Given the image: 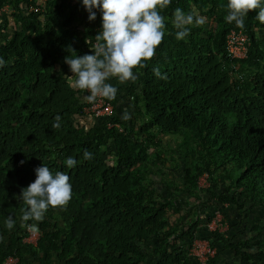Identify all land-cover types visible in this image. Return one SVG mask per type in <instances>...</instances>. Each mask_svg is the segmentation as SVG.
Segmentation results:
<instances>
[{
  "label": "trees",
  "instance_id": "trees-1",
  "mask_svg": "<svg viewBox=\"0 0 264 264\" xmlns=\"http://www.w3.org/2000/svg\"><path fill=\"white\" fill-rule=\"evenodd\" d=\"M33 1L0 0V32L7 23L3 6L17 25L0 41V58L6 62L0 67V264L7 255L15 256L17 264H53V259L56 264H140L145 256L141 244L152 237L158 241L149 264H195L187 249L166 241L170 192L159 194L145 183L151 155L137 135L148 136L151 128L191 136L192 143L181 150L182 191L196 187L202 168L209 174L217 170L226 190L240 188L236 197L222 194V199L247 200L264 210V38L254 35L255 29L264 34L259 9L249 12L239 28L226 21L228 0H172L161 13L165 35L154 58L143 69H133L140 74L138 89L129 90L132 101L141 103L145 120L131 132L114 112L87 128L74 122L82 116V91L55 72L65 58L92 53L94 45L86 41H96L100 11L94 9L96 18L89 21L79 0L80 15L86 18L79 31L69 28L74 5L47 0L43 9L33 6L22 13L19 5ZM176 8L186 14L194 10L215 26L206 34L201 26H189L190 34L177 40L172 22ZM39 16L43 22L36 25ZM230 28L248 37L243 58L226 54L224 36ZM157 66L166 80L154 75ZM57 115L60 126L54 128ZM108 143L111 164L104 160ZM84 150L94 158L85 160ZM69 156L78 161L71 169L65 164ZM154 157L162 161L156 151ZM43 164L53 174L69 175L72 198L66 208L48 209L35 227L39 235L32 245L21 242L26 227L20 217L27 205L19 194ZM10 215L16 220L11 231L5 225ZM196 223L189 222L179 235L190 240ZM263 241L229 246L239 264H257L264 261Z\"/></svg>",
  "mask_w": 264,
  "mask_h": 264
},
{
  "label": "clouds",
  "instance_id": "clouds-1",
  "mask_svg": "<svg viewBox=\"0 0 264 264\" xmlns=\"http://www.w3.org/2000/svg\"><path fill=\"white\" fill-rule=\"evenodd\" d=\"M88 12V20L96 18L94 9L101 13V30L95 36L96 43L91 54L76 55L65 58L73 75L70 76L69 86L81 90L87 95L84 99L93 103L98 97L114 100L118 89L111 83L116 78L119 83L135 82L139 73L133 69H143L146 62L154 58L156 49L163 42L165 35V17L162 10L167 9L172 0H81ZM228 15L226 21L239 28L244 27V18L249 12L259 9L258 19L264 23V7L261 0H228ZM173 25L177 29L176 39L183 40L190 34L192 25L203 26L206 23L204 16L185 13L181 8L174 10ZM92 43L91 41H86ZM75 51V50H74ZM6 62L0 58V67ZM153 73L159 79H167L160 68L154 67ZM53 124L59 128L61 117L57 115ZM122 119L129 120L131 115L127 109ZM83 158L92 160L93 153L84 150ZM23 163V161H21ZM77 159L69 156L65 164L71 169L77 166ZM36 178L26 188H22L20 198L27 205L22 209L20 223L22 227H32L28 221L42 222L48 209L66 208L72 198L70 177L64 172L55 174L47 165L35 169ZM6 228L11 231L16 220L10 215L5 221Z\"/></svg>",
  "mask_w": 264,
  "mask_h": 264
},
{
  "label": "rangeland",
  "instance_id": "rangeland-1",
  "mask_svg": "<svg viewBox=\"0 0 264 264\" xmlns=\"http://www.w3.org/2000/svg\"><path fill=\"white\" fill-rule=\"evenodd\" d=\"M46 2L47 0H34L33 4L29 6L24 4L19 6L21 12L26 13L30 6L43 9ZM78 2L79 0H66L68 6H75L74 19L69 24V28L80 31L86 18L81 17ZM3 10L6 13L7 23L0 32L3 35V37H0V41L2 38H7L17 28L9 15V8L3 6ZM193 13H195L194 10ZM35 22L36 25H41L43 19L39 16ZM214 26L215 23L210 18H206V23L201 26V33L206 34ZM254 35L257 38H264V34L259 29H255ZM55 72L62 73L69 81L71 72L65 62L58 63L55 66ZM108 83L118 89L116 98L112 100L113 102L109 100L114 104V113L122 117L124 110L127 109L131 119L125 120V128H131V132H135L145 120L141 103L132 101V91L129 90L130 87L134 90L138 89L137 82L128 81L122 84L116 78H112ZM81 97L83 98L82 94ZM101 120H103L102 117L82 115L74 119V122L87 128ZM137 138L147 144V152L151 155L149 162L150 174L146 177L145 183L159 194H165L166 190L170 192L168 199L172 201L173 205L167 212V221L170 227L168 240L166 239L168 243L173 240L175 246L179 245L187 249L194 240L200 243L204 242L210 249V254H205L206 264H239L238 256L229 246L230 243L256 238L264 240V210L260 206L250 205L247 200H238L234 203L222 199V194L236 197L240 188L226 190L219 181L217 170L209 174L206 169L202 168V172L196 178V187H189V191L186 192L182 191L186 183L182 174L184 158L181 157V150L185 145L192 143L191 136L187 131H183L181 134L167 133L151 128L148 130V136L146 133H140ZM155 151L162 158V161H158L154 157ZM111 153L112 145L108 143L104 153V160L107 164L112 162ZM233 172L232 170L231 174ZM224 182L226 183L227 180ZM192 220H196L197 223L192 230L193 236L189 240L185 236L179 235V233ZM32 224L37 227L38 223L33 221ZM157 241L158 238L152 237L147 243L141 244L145 256L140 264H149V258L153 255L152 251L156 248ZM53 264H56L54 259ZM257 264H264V261Z\"/></svg>",
  "mask_w": 264,
  "mask_h": 264
},
{
  "label": "built area",
  "instance_id": "built-area-1",
  "mask_svg": "<svg viewBox=\"0 0 264 264\" xmlns=\"http://www.w3.org/2000/svg\"><path fill=\"white\" fill-rule=\"evenodd\" d=\"M28 9L34 10L35 8L30 6ZM92 43L94 45L96 41H92ZM247 44L248 37L246 33L240 29L230 28L224 36L225 51L230 58H243L245 56ZM81 94L83 95L82 107L80 110L82 115L107 117L115 112L113 104L109 100L98 97L95 102L88 103L84 99V96L88 93L82 91ZM38 235L39 231L37 229L34 230L32 227H26L21 242L34 245ZM206 253L210 254V249L204 242L200 243L199 241L194 240L187 248V254L192 257L195 264H206ZM3 264H17V259L13 255H7L3 260Z\"/></svg>",
  "mask_w": 264,
  "mask_h": 264
}]
</instances>
